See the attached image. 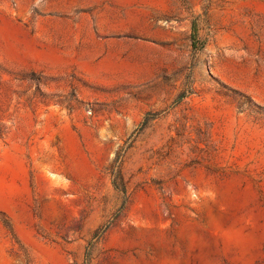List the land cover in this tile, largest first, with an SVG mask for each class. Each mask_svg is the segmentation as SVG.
I'll return each mask as SVG.
<instances>
[{"label":"rangeland","instance_id":"1","mask_svg":"<svg viewBox=\"0 0 264 264\" xmlns=\"http://www.w3.org/2000/svg\"><path fill=\"white\" fill-rule=\"evenodd\" d=\"M0 264H264V0H0Z\"/></svg>","mask_w":264,"mask_h":264},{"label":"trees","instance_id":"2","mask_svg":"<svg viewBox=\"0 0 264 264\" xmlns=\"http://www.w3.org/2000/svg\"><path fill=\"white\" fill-rule=\"evenodd\" d=\"M145 123H146V121H144V122L142 123V125L145 124ZM119 158H120V154H119V152H118V153L115 155L114 160H113V164H112V174L114 173L115 176H116L117 178L114 177L112 183H113V185H114V187H115L116 189H118V190L124 192V187H123V186H120V182L118 183V180H116V179H119V180H120L119 164L117 165V162H118ZM116 166H117V168H116V170L114 171V168H115Z\"/></svg>","mask_w":264,"mask_h":264}]
</instances>
